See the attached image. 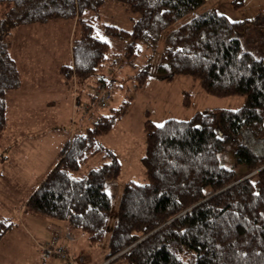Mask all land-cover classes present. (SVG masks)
I'll list each match as a JSON object with an SVG mask.
<instances>
[{
  "label": "trees",
  "instance_id": "obj_1",
  "mask_svg": "<svg viewBox=\"0 0 264 264\" xmlns=\"http://www.w3.org/2000/svg\"><path fill=\"white\" fill-rule=\"evenodd\" d=\"M107 1L140 14L132 32L107 26L113 38H130L131 51L138 43H162L159 64L138 75L136 89L156 70L163 81L177 76L198 80L211 96L244 97L243 106L197 112L190 120L171 119L162 126L147 120L145 183H126L111 224L107 189L120 178L122 165L99 138L128 114L133 99L128 96L66 142L59 163L24 210L66 221L93 244L110 232L109 264H264V60L243 51L238 35L244 22L209 11L176 26L205 0H0V143L7 128V94L21 86L17 62L9 53L11 30L75 21L72 64L62 67L65 80L104 83L101 70L110 45L95 26ZM231 144L237 149L230 169L222 156ZM97 155L105 162L78 177ZM10 228L0 219V240Z\"/></svg>",
  "mask_w": 264,
  "mask_h": 264
},
{
  "label": "rangeland",
  "instance_id": "obj_2",
  "mask_svg": "<svg viewBox=\"0 0 264 264\" xmlns=\"http://www.w3.org/2000/svg\"><path fill=\"white\" fill-rule=\"evenodd\" d=\"M240 3L241 0H205L176 26L209 11L224 15L232 22H244L243 32L238 35L243 51L264 60V0ZM99 17L95 30L110 45L107 66L101 74L113 84V87L110 85L112 101L100 106L102 110L94 107L92 88L99 85L97 79L79 85L75 78L66 81L62 72V67L72 64L75 21L35 23L10 32L13 46L9 53L17 62L21 86L7 94V128L0 143V219L11 226L0 240V264H109L105 258L110 232L102 242L93 244L78 229H71L66 221L24 213L27 201L59 163L66 142L76 134H84L94 118L109 114L128 96H133L128 114L111 132L99 138L103 146L115 151L122 165L120 178L107 189L112 197L110 223L113 224L126 183H145L142 159L146 153L147 120L162 126L171 119L190 120L197 112L238 110L243 106L244 97L211 96L204 92L198 80L177 76L173 81H163L157 77L156 70L143 88L136 89L138 75L149 66L155 68L159 64L162 43L155 46L138 43L131 51L130 38L115 39L107 33V26L132 32L140 19V14L128 12L117 2H105ZM236 149L231 144L223 153L226 168H234ZM104 162L102 155L91 158L77 176H86ZM240 170L246 172L245 168ZM3 194L18 201L20 206L9 202ZM49 223H59L62 227L50 242L53 227ZM68 231L71 237L67 240ZM57 235L59 242L62 237L70 243V247L60 245L66 249L67 257L46 253Z\"/></svg>",
  "mask_w": 264,
  "mask_h": 264
},
{
  "label": "built area",
  "instance_id": "obj_3",
  "mask_svg": "<svg viewBox=\"0 0 264 264\" xmlns=\"http://www.w3.org/2000/svg\"><path fill=\"white\" fill-rule=\"evenodd\" d=\"M110 85H111V83L108 80V81H106L104 83H100L98 86L94 87V93L96 96V98H94L95 99L94 107L106 106V105L110 104V102L112 101V98H113ZM58 237L59 236L57 235V237H56L57 239L56 240L54 239L53 243L46 248V253L58 254V255L62 256L63 258L67 257L68 254H66V249L62 248L59 245Z\"/></svg>",
  "mask_w": 264,
  "mask_h": 264
},
{
  "label": "crops",
  "instance_id": "obj_4",
  "mask_svg": "<svg viewBox=\"0 0 264 264\" xmlns=\"http://www.w3.org/2000/svg\"><path fill=\"white\" fill-rule=\"evenodd\" d=\"M13 46V45H12ZM12 46H11V48H10V51L12 50ZM105 79H106V77H105ZM101 108H103V107H100V109ZM102 110V109H101ZM100 111V110H99ZM3 196H4V198H7L8 200H9V202H11V203H13L15 206H20V204L18 203V201H16V200H14V199H12V198H10V197H7L6 195H4L3 194ZM24 209V208H23ZM49 224H51V227H53V229H51L52 230V236H51V238H50V240L48 241V242H50L52 239H53V236L55 235V232H57V233H59L60 231L59 230H61L62 229V227L60 226V224L59 223H57V224H53V223H49ZM69 232L70 231H68L67 233V236L65 237L67 240H68V236H70L71 237V235L69 234ZM66 240L64 239V238H62L61 237V241L59 242V245L60 244H62V245H67L68 247H70V243L69 242H65Z\"/></svg>",
  "mask_w": 264,
  "mask_h": 264
},
{
  "label": "bare ground",
  "instance_id": "obj_5",
  "mask_svg": "<svg viewBox=\"0 0 264 264\" xmlns=\"http://www.w3.org/2000/svg\"><path fill=\"white\" fill-rule=\"evenodd\" d=\"M76 79V78H75ZM95 110V109H94ZM26 212V210H24ZM61 245V244H60ZM72 251V250H71ZM69 263V262H68ZM72 264V263H71ZM112 264V263H111Z\"/></svg>",
  "mask_w": 264,
  "mask_h": 264
},
{
  "label": "water",
  "instance_id": "obj_6",
  "mask_svg": "<svg viewBox=\"0 0 264 264\" xmlns=\"http://www.w3.org/2000/svg\"><path fill=\"white\" fill-rule=\"evenodd\" d=\"M263 168H264V167H263ZM258 171H259V170H258ZM258 171H257V172H258Z\"/></svg>",
  "mask_w": 264,
  "mask_h": 264
}]
</instances>
